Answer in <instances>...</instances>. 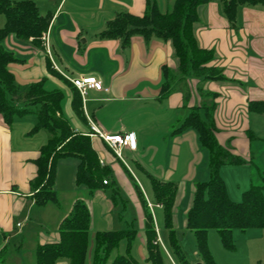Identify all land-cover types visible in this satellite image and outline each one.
Listing matches in <instances>:
<instances>
[{"label": "crops", "instance_id": "obj_1", "mask_svg": "<svg viewBox=\"0 0 264 264\" xmlns=\"http://www.w3.org/2000/svg\"><path fill=\"white\" fill-rule=\"evenodd\" d=\"M34 1L42 15H52L45 49L36 47L33 39L24 40L13 34L9 35L4 45L19 59L9 68L15 75L17 84L24 88L48 78L47 88L51 86L49 90L60 88L65 92V110L72 120L70 122L73 128L76 132L91 137L102 165L110 169L111 175L108 177L109 185L92 194L87 186L79 187L76 184L80 161L74 157L60 160L55 189L62 193L77 192L79 197L73 201L65 214L61 202L55 207L56 210L51 208L46 213L47 207L52 204H36L31 181L38 173L35 160L39 158L41 148L50 138L46 144L25 148L17 139H25L28 133H19L20 138L15 130L17 127L30 129L29 134H32L37 123L36 115L16 118L14 125L9 127L0 114V256L5 247L16 244L14 252L5 254L7 256L4 255L0 264H24L25 257L31 254L35 260L34 254L38 245L59 242L60 224L78 199L84 200L89 207L95 233L105 231L97 225L102 221L96 218L97 210L99 216H104L105 222L111 226L113 218L107 215L113 204L106 193L102 192L103 189L113 186V201L117 200L118 191L114 187L120 189L118 186L129 189L134 186L142 188L147 196L146 189H153L149 175L163 182L176 184L174 228L177 230L180 226L182 206L186 211L183 213L181 228H187V214L193 205L196 182L209 180L212 177V168L209 153L202 149L198 133L192 129L180 132L178 130L194 107L203 104L211 106L216 102L218 106L215 122L220 130V143L225 145L232 139L233 151L247 160L251 158L253 152L247 131L251 129L257 136L258 134L254 128V120H249L248 116L239 120V113L243 110L250 113V101H264V4L239 7L235 28L230 26L220 0H211L198 8L199 21L195 24L194 31L197 42L201 48L214 50L216 58L212 64L221 68L227 78L222 82L203 83L200 78L191 81L195 90L202 83L203 92L209 89L207 95L210 102L202 104L201 96L196 93L195 98L193 92L189 101H185L183 92H174L166 98L162 97L165 69L171 73L172 70L179 72L180 62L172 41L154 39L147 42L141 36H134L129 46L131 53H120V40L99 38L107 23L119 13L129 12L143 16L147 10V0ZM155 1L162 13H169L174 5L172 0ZM90 48L93 52L106 50L107 54L91 55ZM49 63L70 83V79L92 76L109 89L108 92L91 90L86 96L87 99L81 96L86 123L81 122L74 112L72 92L63 82L52 76ZM104 65L110 68L108 75L103 73ZM18 107L22 105L18 104ZM26 117L31 120H25ZM32 117L35 120H32ZM92 124L104 133H134L133 143L138 144V149L123 148L121 159L102 138L91 135ZM259 137L260 141H264V136ZM222 176L225 180L226 175ZM243 188L246 187L243 185ZM96 197L102 200L101 204L95 201ZM100 205L104 207L99 208ZM148 205L155 217L159 240L167 251L164 213L160 212L164 208L157 204L159 212H156L152 203ZM142 211L139 206L141 231L133 228L137 231V236L131 246L125 240V254H129L139 264H151L148 261L146 215ZM44 214H50L48 220ZM119 220H123V217ZM33 224H36L38 229L42 228L43 232L38 233L33 246L32 242L26 245L27 238L32 234L30 227ZM35 231L33 235H36L38 230L36 233ZM134 245L137 250H134ZM92 246L93 243L91 248ZM57 264L69 262L61 260Z\"/></svg>", "mask_w": 264, "mask_h": 264}, {"label": "trees", "instance_id": "obj_2", "mask_svg": "<svg viewBox=\"0 0 264 264\" xmlns=\"http://www.w3.org/2000/svg\"><path fill=\"white\" fill-rule=\"evenodd\" d=\"M210 1L176 0L171 12L162 13L155 0H147V10L143 16L129 12L119 13L115 19L107 23L99 38L121 40L125 47L131 45L134 36H141L147 42L154 39L172 41L180 66L177 75L165 69L163 98L175 92V84L178 81H186L191 76L202 81H226L223 70L212 64L216 58L214 50L201 48L194 32L195 24L199 21L198 8ZM220 1L232 28L236 27L239 7L264 4V0ZM0 14L6 18L5 27L0 28V114L9 127L14 125L16 118L35 114L37 123L31 133L37 134L47 130L51 135L48 143L41 148L39 158L35 160L38 173L31 181V185L35 191L36 204L60 205L55 185L58 163L64 158L74 157L80 161L76 174L77 186H87L93 194L109 185V181L108 184H104V181L111 175L110 169L102 165L91 137L76 132L70 120L64 115L65 92L60 88L49 90L48 78L24 88L17 84L16 77L9 68L19 59L5 47V39L13 34L20 39H33L36 47L45 49V39L52 15H42L34 0H0ZM49 69L52 76L70 89L72 108L80 121L86 123L83 101L78 89L56 72L51 63ZM9 95L12 101L8 99ZM190 98L191 93L188 91L187 101ZM18 104L22 107H18ZM217 106L218 104L214 102L211 106L203 104L194 107L178 130L180 132L192 129L198 133L201 145L208 150L212 168L211 179L196 184L193 205L187 214V229L194 233L196 251L202 259V264H217L209 245L210 230H217L223 246L234 251L236 244L233 235L236 230L246 232L251 229H264V183L258 185L252 181L251 187L243 194V200L237 203L231 200L227 184L220 174V169L225 164H250L257 167V163L253 153L248 160L236 154L231 145L232 139L225 145L220 143L218 139L220 130L215 122ZM248 111L264 116V101H250ZM247 137L251 146L255 141L261 140L251 129L247 131ZM149 176L155 201L164 208L167 251L159 240L155 217L147 206L148 261L151 264H171L168 257L170 252L176 264H192L187 259L174 228L177 186L173 182H163L152 175ZM262 179L264 181V176ZM140 195L144 199L141 191ZM91 231V211L84 200L78 199L69 215L60 224V241L38 245L35 252L36 264H57L61 260H67L69 264H88L90 261L91 264H139L129 254L116 253L125 240L129 246L132 245L137 236L136 230L94 233L92 255Z\"/></svg>", "mask_w": 264, "mask_h": 264}, {"label": "rangeland", "instance_id": "obj_3", "mask_svg": "<svg viewBox=\"0 0 264 264\" xmlns=\"http://www.w3.org/2000/svg\"><path fill=\"white\" fill-rule=\"evenodd\" d=\"M174 1L176 0H172V3L175 4ZM173 7L174 5H172V7L170 8V12L172 11ZM5 24H6V18L3 14H0V28H4ZM119 42H120L119 45H120V50H121L120 53L122 52L131 53L130 47L123 46V42L121 40ZM90 52H91V55L100 54V53L107 54V51L103 49H102V52H97V51L93 52V49L90 48ZM76 64L80 66L79 63H76ZM109 70L110 68H108L105 65L103 66L104 75H108ZM172 73L177 75L178 72H175L174 70H172ZM193 79H196V78L194 76H191V77H188L186 81H183V82L178 81L175 84L176 85L175 92H183L185 101L187 100L186 99L187 92L189 91L190 93L192 92L194 93L195 98H196L195 94L198 93L201 96L202 104L210 102L209 97L207 95L209 93V89H207L206 92H203V89H201L205 81H203L202 84L197 86L195 90V88L191 85V81ZM50 87L51 86L49 85L48 88ZM85 98L87 99V97ZM8 99L12 101L10 95L8 96ZM66 102H67V99L64 100V115L70 120L65 110ZM202 116L204 117V111H202ZM245 116L246 117L248 116L250 118L249 120H254L253 124L255 123L254 128L256 129V133L258 134V137L259 135L264 136V116L246 113V111L243 110V111H240L239 113V120H244ZM25 120H31V118L26 117ZM32 120H35V119L32 117ZM20 128L21 127L16 128L15 130L16 135L19 133H28L25 139L21 141H19L20 139L19 140L17 139V142H19L20 145L25 146V148H32L38 145L46 144L48 139L51 137L50 133L47 130H42L39 133L33 135V134H29L30 129L25 130V129H20ZM20 138H21V135H20ZM201 147L205 152L208 153V150L206 148H204L202 145ZM251 151L253 152V157L257 163V167L250 165V164L248 165L247 164L246 165L245 164L244 165H230L229 164V165H225L224 167L220 169L221 176L222 174L226 175L225 182L229 189V193H230L229 196L232 201L237 202V203L243 200V194L246 190H248L251 187L253 183L252 181H255V183L258 185H263L264 183L262 179V176H264V141H259V140L255 141L252 144ZM210 179L211 178H209V180ZM197 183L198 182H196V184ZM243 185L244 187H246L245 189L243 188ZM118 187L120 189H118L117 187H114L118 191V194L116 195V198H117L116 201H113L114 200L113 195H114L115 189H113L112 185L108 188L103 189L102 191L106 193L107 198L111 200L113 204L111 211L107 215V217L113 218L112 225L109 226L107 222H105L106 219H104L105 218L104 216L102 217L99 216V210H97V217L96 216L95 217L98 220L102 219V221H99L100 224H97V225H100L101 227H103L105 231H118V230H125L128 228L129 229L134 228L136 230L141 231V227H140L141 220L138 214L139 206H141V208L143 209L142 212L144 213V215H146L148 211L147 206L149 207L148 205L149 203H152L153 210L156 209V212H159L158 205L153 196L154 195L153 189L148 187L146 189V192L148 193L146 196L142 188H138L135 186L132 189L121 188L120 186ZM140 191L143 193L144 199L141 197ZM187 192L189 193L188 190ZM187 192H186V195L188 194ZM58 193H59V200L63 206L62 210H64V214H65L69 211L73 201L77 197H79V195L77 192H66V193L58 192ZM95 199H96L95 201L98 204L102 203V200H100V198L96 197ZM55 207L56 205L52 204L50 205V207H47L45 212L48 213V211L51 210V208L53 210H56ZM103 207H104L103 205H100L99 208H103ZM185 211H186L185 207L182 206L180 209V219H179L180 226L177 229L179 242L182 246L183 251L185 252L187 256V259L192 264H199L201 263L202 259L198 253L195 254L196 239H195L194 233L192 231H189L187 228H181L182 217ZM160 212L164 213V209L160 210ZM49 215L50 214L48 215L44 214L45 219L48 220ZM122 217H123V220H119V219H122ZM30 229H32L33 231H30V233L32 234L29 238H27L26 245L30 242L32 243L35 242V240L37 239L38 233L43 232V229L42 228H40L41 230L38 229V226L36 224L31 225ZM35 230L36 231L38 230L37 233ZM34 231L36 235H33ZM94 233H95V230L92 229L91 243L94 240ZM233 237H234V242L236 244V249L234 251H230V250H227L223 246L221 237L217 230L209 231V245H210L211 252L217 264H264V229H251L246 232H243L241 230H236L234 232ZM33 245L34 243L32 244V246ZM15 246L16 244L14 245L10 244L4 248L3 253L0 256V262L3 261L5 254L9 255L12 252H14L13 248H15ZM125 247H126V242L124 241L121 244L120 248L116 251V253L125 255ZM134 247H135L134 250H137L136 245H134ZM93 250H94V247L91 248V251H90L91 255L93 254ZM169 254L170 255H168V257L170 259L171 264H176L170 252ZM33 260H34V256L32 254L27 255L25 257L24 264H36V260L34 261ZM88 264H90V262Z\"/></svg>", "mask_w": 264, "mask_h": 264}, {"label": "built area", "instance_id": "obj_4", "mask_svg": "<svg viewBox=\"0 0 264 264\" xmlns=\"http://www.w3.org/2000/svg\"><path fill=\"white\" fill-rule=\"evenodd\" d=\"M71 83L75 88L78 89L81 96L85 98L91 90L95 91H106L109 89L105 88L103 83L92 76H84L79 78L70 79ZM93 134L99 136L102 140L116 153L118 157L122 159V149L129 147L133 150L138 149V144L133 143L134 133H123V134H109L100 131L95 124H92ZM102 163V162H101ZM104 184H108V180L104 181Z\"/></svg>", "mask_w": 264, "mask_h": 264}, {"label": "water", "instance_id": "obj_5", "mask_svg": "<svg viewBox=\"0 0 264 264\" xmlns=\"http://www.w3.org/2000/svg\"><path fill=\"white\" fill-rule=\"evenodd\" d=\"M199 264H202V263H199Z\"/></svg>", "mask_w": 264, "mask_h": 264}]
</instances>
